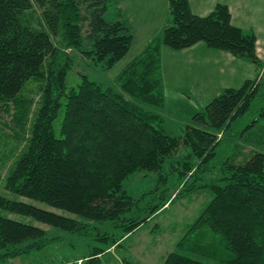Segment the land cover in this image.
Listing matches in <instances>:
<instances>
[{
    "label": "trees",
    "instance_id": "16d2710c",
    "mask_svg": "<svg viewBox=\"0 0 264 264\" xmlns=\"http://www.w3.org/2000/svg\"><path fill=\"white\" fill-rule=\"evenodd\" d=\"M117 6V0H0V108L16 100L27 82H44L28 144L7 178L6 189L87 221L109 224L111 231L96 235L107 248L122 246L125 236L175 199L209 191L212 199L176 249L165 256V264H264V150L254 147L249 159L238 152L234 160H225L217 177H200L209 171L207 165L232 124L253 111L264 85L256 35L233 26L226 5L199 17L188 0H169V20L162 34L118 75V90L83 76L79 88L67 94V75L74 65L69 51L79 52L104 70L129 54L134 37L127 22L105 19ZM35 7L41 11L36 27L31 22ZM199 43L248 60L260 68V78L224 90L194 115L184 136L174 137L158 113L166 101L162 50L183 51ZM63 107L57 138L53 123ZM260 116L264 117V110ZM183 147L191 153L177 159ZM193 157L199 159L197 164ZM142 172L155 174L157 187L134 198L124 184ZM0 210L55 230L81 236L89 232L87 223L2 195ZM206 228L220 237L227 257L199 243ZM56 242L49 230L0 215V262L42 252ZM106 251L94 247L88 256L69 264H103Z\"/></svg>",
    "mask_w": 264,
    "mask_h": 264
},
{
    "label": "rangeland",
    "instance_id": "374dc122",
    "mask_svg": "<svg viewBox=\"0 0 264 264\" xmlns=\"http://www.w3.org/2000/svg\"><path fill=\"white\" fill-rule=\"evenodd\" d=\"M34 9L32 11L33 17L31 22L36 27L41 11L38 7ZM115 17H117L116 8H111L105 15L107 21H115ZM84 36L86 37V33ZM54 40L56 42V39ZM88 48L90 47L86 41L85 49ZM69 53L74 58V65L67 75V94L79 88L83 81V76H86L93 82L118 90L116 83L118 75L140 52L137 47L132 49L111 70H104L102 65L96 64L93 60L86 58L79 52L73 50L69 51ZM42 83L44 82L36 80L27 82L16 100L6 101L2 103L0 108V195L87 223L89 224V232L88 235L81 236L77 233L55 230L32 218L0 210V215L4 217L49 230L50 237L56 238L58 241L42 252L24 255L7 262H0V264H69L77 259L88 256L94 247L107 249L106 253L102 256L103 264H123L124 261L130 262L131 264H165L163 258L176 249L177 242L184 237L191 224L199 217L203 209L212 199L209 191L198 192L186 199H175L171 205L163 209L153 220L145 223L135 232L125 236L122 246L107 248L105 244L96 240V235L111 231L109 224L87 221L68 212L50 208L24 197H19L6 189L7 178L28 144L30 131L39 107V101H41L42 91L40 89L43 87ZM173 90L171 86L167 87L165 94L167 100L166 107L159 109L158 113L167 118L168 133L174 137H182L185 135L187 125H193V122L189 118H186V114H177V111H180V109L174 103L175 94ZM61 101L65 104L66 96ZM170 104L173 108L170 107ZM204 108L205 106L199 107L197 111H203ZM252 110L245 118L239 119L232 124L231 130L226 134L222 145L217 150V156L214 157L210 165H207L209 171L201 174L200 177H217L218 174L216 172L221 168L225 160L227 158L234 160L238 152H242L245 158L249 159L252 150L255 149L254 147H257L256 150L259 151L264 150L262 146V142L264 141V117L260 116L264 110V85L261 86L257 94ZM166 111H173L172 115H176L175 119L172 118L170 120L166 115ZM63 116L64 107L60 110L57 119L53 123L54 133L57 138L61 137ZM254 120H258V122L244 133V135H240V132ZM175 122L177 123L175 124ZM246 142H249L251 146H246ZM190 153V148L183 147L176 155V158L183 159ZM191 160L195 164L199 162V159L196 157H193ZM238 161L244 160L238 158ZM173 178L175 179V177ZM124 187L132 197L140 198L157 187V176L142 172L130 177L125 182ZM115 232H118V234L121 233L119 230ZM199 243L203 246L213 247L219 257H227V252L221 243L220 237L212 233L210 229H205V233L200 238ZM152 250L154 253H151ZM183 254L206 263H211L187 252H183ZM79 264H81V261Z\"/></svg>",
    "mask_w": 264,
    "mask_h": 264
},
{
    "label": "crops",
    "instance_id": "0c3cea01",
    "mask_svg": "<svg viewBox=\"0 0 264 264\" xmlns=\"http://www.w3.org/2000/svg\"><path fill=\"white\" fill-rule=\"evenodd\" d=\"M117 1V17L114 20L127 22L134 37L132 49L137 47L140 55L154 38L162 34L169 20V0ZM188 1L192 13L199 17L209 16L219 4L228 6L232 25L256 35V53L264 65V0ZM162 72L165 94L168 86L174 89V103L180 109L177 114H186V118L192 120L200 112L197 108L206 107L226 89L240 88L249 80L259 79L261 70L248 60L199 43L183 51L163 48ZM166 104L167 100L163 108ZM172 112L166 111L170 120L176 116ZM164 120L168 132L167 118L164 117Z\"/></svg>",
    "mask_w": 264,
    "mask_h": 264
}]
</instances>
